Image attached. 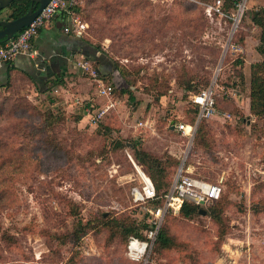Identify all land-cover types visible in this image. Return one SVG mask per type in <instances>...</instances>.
I'll return each mask as SVG.
<instances>
[{"label": "rangeland", "instance_id": "374dc122", "mask_svg": "<svg viewBox=\"0 0 264 264\" xmlns=\"http://www.w3.org/2000/svg\"><path fill=\"white\" fill-rule=\"evenodd\" d=\"M212 3L80 0L84 36L126 74L134 102L116 88L98 95L79 64L74 76L85 80L65 95L26 76L0 87V264H264V117L250 109L251 65L264 62L252 11L264 0H247L229 50V20L210 16ZM213 80L216 112L193 138L172 130L191 122L192 95ZM110 101L90 123L88 111ZM138 150L166 163L168 183L183 164L223 187L217 218L204 206L206 215L167 213L173 245L146 261L122 240L123 226L150 218L151 205L131 195L132 158L150 171Z\"/></svg>", "mask_w": 264, "mask_h": 264}, {"label": "built area", "instance_id": "2783aa9c", "mask_svg": "<svg viewBox=\"0 0 264 264\" xmlns=\"http://www.w3.org/2000/svg\"><path fill=\"white\" fill-rule=\"evenodd\" d=\"M231 1L234 3V8L229 12L224 9L225 0H216L215 3L206 6V11L210 16L219 14L229 20V38L225 44V49L228 50L235 45L233 39L241 22L247 0ZM79 5L80 0H50L28 26L20 30L11 39L0 43V62L13 61L19 54L38 58L39 51L35 44V39L41 30L51 24L58 16H61L63 29L66 33L77 36L84 35L89 23L79 15L77 9ZM78 63L82 68L83 74L87 75L96 84L98 95L111 98L114 88L101 77L99 68L91 60L85 58L78 61ZM217 87V80H213L208 86L192 95L191 99L198 107L197 118L195 122L173 121L176 131L189 138L194 137L199 122L216 112ZM114 105L115 102L110 101L108 105L96 112L89 110L87 119L90 123H97ZM132 162L136 169V179H138V185L131 189L132 198L137 204H150L151 206L147 208L150 218L147 220L149 225L144 232L145 237L131 236L127 244V254L133 260L146 261L154 247L163 219L167 213L170 211L180 212L185 201L208 209L210 205L221 198L223 187L220 182H211L207 179L193 176L182 164L178 168L169 190L164 194H160L149 171L142 164H137L133 158ZM157 200H161V204L156 202Z\"/></svg>", "mask_w": 264, "mask_h": 264}, {"label": "trees", "instance_id": "16d2710c", "mask_svg": "<svg viewBox=\"0 0 264 264\" xmlns=\"http://www.w3.org/2000/svg\"><path fill=\"white\" fill-rule=\"evenodd\" d=\"M216 0H213V3H215ZM34 0H13L8 7H6L5 10H10V17L6 20H11L18 18L25 13L29 11V9L34 5ZM232 8H234V3L231 0H225L224 3V9L226 11H230ZM79 9V8H77ZM252 20L254 21L257 26L261 28V35H260V41L261 46L258 48V51L264 56V7H260L258 9H255L252 11ZM236 35L234 36V42L236 41ZM7 39H3L2 42L6 41ZM1 43V42H0ZM92 44V43H91ZM96 50L100 51V47L92 44ZM106 55V54H105ZM16 59V58H15ZM14 59V60H15ZM89 60L95 62L97 68H99L100 61L99 59L92 57L88 58ZM110 59V58H109ZM13 61H6L2 62L6 64V75L2 80H0V87L8 86L11 82L12 74L11 71L15 68H19L14 64ZM112 69L111 72H101L100 75L103 76L105 79H108L110 81H105L107 84L112 85L114 90L119 89L123 93L129 94V101L134 102L136 100V97L134 96V93L132 91V84H130L129 79L127 78L126 74L119 70L118 65L112 61ZM252 71H251V83H250V109L252 113L256 116L264 117V62H255L251 65ZM21 69V68H20ZM35 84L38 83V78L33 75V73L28 72L24 69H21ZM65 73H62L61 75H55L52 78H46L45 84L50 85V88H56V86L63 85L66 86V81L64 79ZM128 84V86H124L125 84ZM113 90V93H114ZM200 90H197L198 92ZM196 106V105H195ZM198 115V107L196 106L194 109V115L191 119V122H195ZM203 120V119H202ZM201 120V121H202ZM199 122V124L201 123ZM198 124V127H199ZM200 131V129H199ZM138 156L143 159L149 166H150V175L155 183V186L157 190L163 188L162 192H159L160 194H164L167 192L173 182L168 183V174L166 169V163L156 158L153 154L145 151V150H138L137 152ZM173 164H178L179 161L176 159H173ZM223 194L221 195V198L217 201H215L212 205L208 207L209 213L212 215V217L217 218V208L214 206L215 203H218L222 200ZM156 202L161 204V200H157ZM201 209V206L192 202L185 201L182 205L180 212L183 213L185 216H189L194 212H199ZM115 220V219H114ZM148 223L146 221H143L142 224H135L131 223L129 225L123 226V236L122 240L125 241L128 244L129 238L131 236H137L140 238H144V232L148 228ZM173 245V239L170 238L169 230L168 228H163L161 226L159 234L157 236V239L154 243L153 251L155 248H169Z\"/></svg>", "mask_w": 264, "mask_h": 264}, {"label": "crops", "instance_id": "0c3cea01", "mask_svg": "<svg viewBox=\"0 0 264 264\" xmlns=\"http://www.w3.org/2000/svg\"><path fill=\"white\" fill-rule=\"evenodd\" d=\"M35 44L39 51L38 58L19 54L14 60V64L19 68H15L11 71L12 77H28L21 70L24 69L33 73V75L39 79L38 82L40 81L45 84L46 78H52L55 75L65 73L64 79L66 81V86H56L57 90L61 91L64 95L73 90L71 87L76 83L77 79L80 81L85 80L82 76H74V70L76 71L77 65L79 64L78 61L84 58H91L92 56L99 59V69L101 72H111L113 67L110 59L104 53L96 50L84 35L77 36L66 33L63 29L61 16L56 17L51 24L41 30L35 39ZM6 69V64L0 62V80L6 75ZM76 97L80 98V96ZM87 104L89 105V102ZM171 123H173V121Z\"/></svg>", "mask_w": 264, "mask_h": 264}, {"label": "water", "instance_id": "95a60500", "mask_svg": "<svg viewBox=\"0 0 264 264\" xmlns=\"http://www.w3.org/2000/svg\"><path fill=\"white\" fill-rule=\"evenodd\" d=\"M12 1L13 0H0V11L8 7ZM49 1L50 0H34V5L24 15L11 20L0 19V42H2L3 39H11L20 30L28 26L48 4ZM172 129H174L173 123ZM199 212L203 215L207 214V210L204 208H201Z\"/></svg>", "mask_w": 264, "mask_h": 264}, {"label": "flooded vegetation", "instance_id": "af4514ba", "mask_svg": "<svg viewBox=\"0 0 264 264\" xmlns=\"http://www.w3.org/2000/svg\"><path fill=\"white\" fill-rule=\"evenodd\" d=\"M1 28V27H0Z\"/></svg>", "mask_w": 264, "mask_h": 264}]
</instances>
